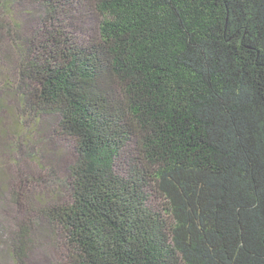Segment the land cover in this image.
I'll return each instance as SVG.
<instances>
[{
  "label": "trees",
  "instance_id": "trees-1",
  "mask_svg": "<svg viewBox=\"0 0 264 264\" xmlns=\"http://www.w3.org/2000/svg\"><path fill=\"white\" fill-rule=\"evenodd\" d=\"M0 141V264H264V0H0Z\"/></svg>",
  "mask_w": 264,
  "mask_h": 264
},
{
  "label": "rangeland",
  "instance_id": "rangeland-1",
  "mask_svg": "<svg viewBox=\"0 0 264 264\" xmlns=\"http://www.w3.org/2000/svg\"><path fill=\"white\" fill-rule=\"evenodd\" d=\"M6 120H8V118ZM18 140H19L18 136L9 137V141H10L9 143L10 144L7 148L8 152H6L5 158L11 157L13 159L18 160V156L21 152V147L18 144V142H19ZM1 147H2V142L0 141V149H1ZM11 147H12V149H11ZM32 148L40 149L41 151H43L45 156H49L50 154H54L53 157L56 160V162H55L56 165H60L61 163L66 161V158L63 157V155L59 152V150H58L59 147L56 146L55 143L51 142V140L49 139V137L47 136V134L45 132H42V131L37 132V137H36L34 143L32 144ZM20 164H22V161ZM2 169H3V167L0 166V171ZM42 191H44V190H42ZM3 223H4V225L11 226V222H10L9 218H7L6 216L3 217Z\"/></svg>",
  "mask_w": 264,
  "mask_h": 264
}]
</instances>
